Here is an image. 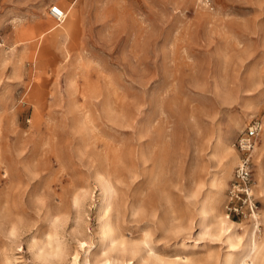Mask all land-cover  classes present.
<instances>
[{
  "label": "rangeland",
  "instance_id": "rangeland-1",
  "mask_svg": "<svg viewBox=\"0 0 264 264\" xmlns=\"http://www.w3.org/2000/svg\"><path fill=\"white\" fill-rule=\"evenodd\" d=\"M255 121L257 211L228 217ZM250 235L264 255V0H0V264H264Z\"/></svg>",
  "mask_w": 264,
  "mask_h": 264
},
{
  "label": "built area",
  "instance_id": "built-area-1",
  "mask_svg": "<svg viewBox=\"0 0 264 264\" xmlns=\"http://www.w3.org/2000/svg\"><path fill=\"white\" fill-rule=\"evenodd\" d=\"M48 15L57 24L62 23L66 18L65 11L58 5H51ZM261 131V122L255 121L240 134L233 144L240 159L234 170L232 184L227 190L225 210L228 217L230 215L235 217L254 216L257 211L252 190L251 152Z\"/></svg>",
  "mask_w": 264,
  "mask_h": 264
},
{
  "label": "bare ground",
  "instance_id": "bare-ground-1",
  "mask_svg": "<svg viewBox=\"0 0 264 264\" xmlns=\"http://www.w3.org/2000/svg\"><path fill=\"white\" fill-rule=\"evenodd\" d=\"M63 9V8H62ZM65 11V9H63ZM66 13V17H67V23H65V25L61 26V25H54V26H51L49 27L44 33L45 34H51L47 39L49 41H51V43H55L56 39L58 38H66L67 36H70V35H73L74 32H75V29H76V15H75V11L73 10V12H71V15L65 11ZM69 14V15H68ZM69 16V17H68ZM66 20V18H65ZM65 20L62 22L64 23ZM56 23V22H55ZM60 23V24H62ZM57 24V23H56ZM61 26V27H60ZM33 39H30V42L33 43ZM255 148V147H254ZM263 148H260V150H262ZM223 150V149H222ZM225 151L223 152L222 154V161H227L226 165L228 166V170L229 168H231V165L234 164L235 162V157L232 155V154H229L227 153V148L224 149ZM260 168L263 169V165L260 163ZM221 180V179H220ZM214 182V181H213ZM219 191V190H218ZM110 211V202H108L106 204V206L104 207V215L105 214H108ZM202 217V216H201ZM203 220V219H202ZM230 222V221H229ZM234 223H228L226 221H220L218 223V230H219V233H222V234H225L229 241V239H231L232 235H233V232H232V226H233ZM217 232V231H216ZM221 235V234H220ZM222 236V235H221ZM236 238V237H235ZM233 239V238H232ZM238 240V239H237ZM237 240H234V241H237ZM231 242V241H230ZM263 243V242H262ZM231 244L233 245V243L231 242ZM236 244V242H235ZM235 246V245H233ZM231 247V246H230ZM262 247V245H261ZM258 248V247H257ZM255 249V240H254V237H252L251 235L249 236V239H248V243L247 245L241 249L242 252L244 253H250L251 251H254L256 252L255 253V260L257 259H262L264 256L263 255V252H259V249ZM243 254V253H242ZM251 254V253H250ZM247 256V255H246ZM245 260V259H244ZM117 261V259H107V260H104L102 263L100 264H115ZM261 261V260H260ZM131 262V259L129 261V263H124V264H133V263H130ZM259 263V261H258ZM86 264H90V263H86ZM242 264H246L244 261L242 262Z\"/></svg>",
  "mask_w": 264,
  "mask_h": 264
}]
</instances>
